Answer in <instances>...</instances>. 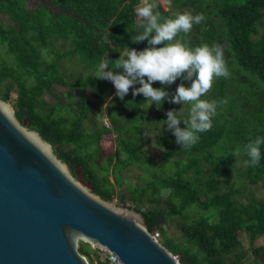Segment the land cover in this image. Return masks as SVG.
Masks as SVG:
<instances>
[{"label": "trees", "instance_id": "16d2710c", "mask_svg": "<svg viewBox=\"0 0 264 264\" xmlns=\"http://www.w3.org/2000/svg\"><path fill=\"white\" fill-rule=\"evenodd\" d=\"M49 1L60 8L0 0V14L8 20L6 25L0 22V45L8 55L0 60V97L8 101L12 93L16 94L12 106L17 120L39 132L57 157L67 163L71 174L75 178L79 175L92 192L105 200L116 197L119 205L141 212L148 230L158 231L159 241L181 264H244L249 251V264H264V243L255 245L264 237V195L251 193L243 201L231 181L240 161L234 155L237 147L242 150L238 156L247 160L244 145L264 136V0H171L170 6H159L163 17L185 11L203 13L205 19L194 24L185 38L192 47L220 45L230 76L215 79L202 97L228 101L218 105L217 112H221L213 118L211 130L199 133L198 143L184 149L163 123V132L155 135V144L162 151L156 159L143 148L149 142L147 125L161 118L167 120L166 113L176 111L175 105L180 103L164 100L151 116L144 108L146 98L133 96L132 88L121 100L111 81L92 76L67 80L61 70L64 58H75L86 68L95 69L105 58L110 63L118 59L125 47L138 51L148 47L147 41H132L142 31L135 21L139 0ZM57 40L69 48L55 51L52 44ZM47 49L50 59L43 55ZM181 83L187 86L191 81L178 78L171 85L154 82L153 87H164L170 99ZM55 85L68 87L63 93L65 102L56 99L50 103L44 98L45 94L54 95ZM244 86L255 96L254 101L243 102ZM82 89L90 90V96ZM107 98L104 113L110 127L96 115L97 102ZM237 107L243 112L236 113ZM189 108L186 104L182 118H187ZM249 126L252 133L247 131ZM180 127H185L183 122ZM112 132L116 150L102 155L100 140ZM163 161L170 165L165 173L164 165H160ZM132 164L142 168L136 184L125 181L122 172ZM242 171L250 183L260 182L264 188V145L259 165L244 163ZM145 195L150 202L165 206L143 207L140 204ZM128 201L132 205H127ZM186 209H192L191 217L184 214ZM170 216L182 219L178 238L165 234L163 225ZM239 231L246 234L248 248L239 240ZM78 249L89 256V244ZM97 260L98 264H109Z\"/></svg>", "mask_w": 264, "mask_h": 264}, {"label": "water", "instance_id": "95a60500", "mask_svg": "<svg viewBox=\"0 0 264 264\" xmlns=\"http://www.w3.org/2000/svg\"><path fill=\"white\" fill-rule=\"evenodd\" d=\"M79 241L120 264H181L141 212L87 188L0 97V264H90Z\"/></svg>", "mask_w": 264, "mask_h": 264}, {"label": "clouds", "instance_id": "9594fccd", "mask_svg": "<svg viewBox=\"0 0 264 264\" xmlns=\"http://www.w3.org/2000/svg\"><path fill=\"white\" fill-rule=\"evenodd\" d=\"M164 3L170 6L171 0H140L135 14L137 25L142 31L133 36L132 41H147L148 47L140 51L125 47L119 58L111 63L105 58L99 63L95 77L111 81L116 96L121 100L132 88L133 96L142 94L147 98L148 107L155 103L159 108L164 100L190 105L187 118H182L181 111L169 110L166 113L167 120L163 121L176 137V143L184 149H190L198 143L199 133L211 130L218 105L228 102L226 99L218 102L202 97L211 90L215 79L227 78L230 72L220 45L192 47L185 38L194 24H200L205 19L204 14L193 15L185 11L174 17H163L158 8ZM178 78L191 81L190 87L179 84L170 99L164 87H153L154 82L171 85ZM181 122L185 127H180ZM262 145L264 136H257L244 145L243 154L248 157L244 161L246 166L259 165ZM241 151L237 147L234 155H240Z\"/></svg>", "mask_w": 264, "mask_h": 264}, {"label": "rangeland", "instance_id": "374dc122", "mask_svg": "<svg viewBox=\"0 0 264 264\" xmlns=\"http://www.w3.org/2000/svg\"><path fill=\"white\" fill-rule=\"evenodd\" d=\"M140 3V0H139ZM162 6L167 7V4L164 3L162 4ZM135 21L137 22V17L135 18ZM0 22L3 23L4 25H6L8 23L7 18L0 14ZM52 47L54 48L55 51H61L62 49H68L69 45L65 44L62 45L61 40H57L55 42H53ZM43 55L47 58L50 59V57L52 55H50V51L49 49L47 50H43ZM10 56V55H9ZM7 59L8 55L4 53V47L0 45V60L1 59ZM98 68V67H97ZM97 68L93 69H88L85 66H83L82 63H80L78 60H76L75 58L69 57V58H64L63 62H62V74L64 75V77L67 80H77L78 78H85L87 76H92L94 78L96 74H97ZM191 84V83H190ZM190 84H188L186 87H190ZM68 89V87L66 86H61V85H55L53 88V94L54 95H49V94H45L44 98L49 101L50 103L54 102L56 99L61 100L62 102H65V97L63 96L64 91H66ZM244 91L245 95L243 99L244 103L249 101L252 99L254 101L255 96H251V91L248 92L247 87L244 86L242 88ZM78 90V88L76 89ZM75 92V91H74ZM81 92L83 94H85L86 96H90L91 91L90 90H81ZM112 96V95H111ZM110 96V97H111ZM16 94L12 93L10 95V100H8L11 104L12 102L15 100ZM254 97V98H253ZM107 100L101 101V102H97V107H96V115L97 117H99L101 119V122L105 125L110 127L111 124L109 122V120L106 118L105 113H104V108L105 105L107 103ZM257 100V99H255ZM147 98L145 100V106L144 107L147 112H149V114L151 116H155V108L157 107L155 103H153L150 107H148V103H147ZM176 106V111H182L184 109V107L186 106V104H179V105H175ZM243 110V108H242ZM239 107L236 108V113H240L243 112ZM247 108H246V112H247ZM221 110H218L217 114L220 113ZM258 113L257 112H252V115L256 116ZM163 121H166L164 119L161 118L160 121L157 122H149V124L147 125V129L145 131V136L146 138L149 140V142H147L144 145V149H146L147 153L149 155H152L155 159L160 155L161 151V147L157 146L155 144L156 142V138L155 135L158 133L159 130H161L163 132L164 128L162 127V124L164 123ZM237 121H239V119H237ZM256 122L253 123V125L255 127H257ZM232 127V125H231ZM252 128L249 126L248 128V132L252 133L253 130H251ZM100 146L103 149L102 155H108L110 153H113L116 150V143H115V134L112 133H107L104 134L100 140ZM217 150H221V148H217ZM238 157V160H240L237 163L236 166V171L233 173L232 177H231V181H232V185L234 188L238 189V195L240 196V199L243 201H246L247 198L251 195V193H254V195L256 197H261L264 195V188L262 187L260 182H257L255 184L250 183L249 180L247 179L245 172L242 171V166L244 165V161H245V157L243 156H236ZM244 158V159H242ZM242 159V161H241ZM160 165H164L163 169L165 170V172H168L169 170V164L168 161H163L162 164ZM159 165V166H160ZM123 176L125 177V181H130L131 183H138L140 181V175L142 174V168L140 165L138 164H132L129 165L127 167H125L123 170ZM77 173H79L77 171ZM78 180H80V177L78 175ZM111 179V177H110ZM82 182V181H81ZM223 185H225L227 187L228 183H226V181H222ZM85 186H87V183H83ZM224 186L223 189H225L226 187ZM88 188V187H87ZM161 199L164 198V194H162ZM113 201L119 205V202L117 200V198L115 197L113 199ZM127 205H132L131 202H127ZM143 207H155V206H165L163 203H158V202H150L149 199H147V196H144V199L142 200L141 204ZM193 211L192 209H186L184 210V214H186L187 216L191 217ZM182 221V219L178 216H170L167 223L165 225H163L164 229H165V234L169 237H173V238H178L181 236V232L179 229L178 224ZM161 238V236L158 233V240ZM238 238L241 241L243 247L248 248V243H247V236L243 231H239L238 232ZM264 243V237L261 236L259 237L256 241H255V245H261ZM79 246L80 245H86V243H83L81 241H79ZM89 248H90V253L89 256L86 257L89 260H92V264H98V260L99 258L103 257L105 255L104 252H102L101 250H97L96 248H94L91 244H89ZM252 259V254L249 251L246 257V260L244 262V264H249L251 262Z\"/></svg>", "mask_w": 264, "mask_h": 264}, {"label": "built area", "instance_id": "2783aa9c", "mask_svg": "<svg viewBox=\"0 0 264 264\" xmlns=\"http://www.w3.org/2000/svg\"><path fill=\"white\" fill-rule=\"evenodd\" d=\"M152 235L158 239V231L157 230H154L152 232ZM93 247L96 248L97 250H101L102 252L105 253V255L103 257L99 258L100 260L107 261L109 264H120L119 260L117 259V257L113 253L107 251L105 248H98L96 246H93Z\"/></svg>", "mask_w": 264, "mask_h": 264}, {"label": "flooded vegetation", "instance_id": "af4514ba", "mask_svg": "<svg viewBox=\"0 0 264 264\" xmlns=\"http://www.w3.org/2000/svg\"><path fill=\"white\" fill-rule=\"evenodd\" d=\"M28 7L47 6L50 7L44 0H25Z\"/></svg>", "mask_w": 264, "mask_h": 264}]
</instances>
